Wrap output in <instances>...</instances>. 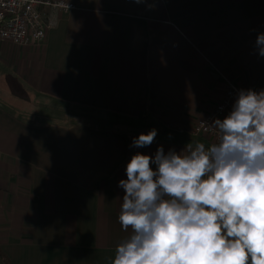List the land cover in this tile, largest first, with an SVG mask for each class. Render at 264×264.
<instances>
[{"label": "crops", "instance_id": "0c3cea01", "mask_svg": "<svg viewBox=\"0 0 264 264\" xmlns=\"http://www.w3.org/2000/svg\"><path fill=\"white\" fill-rule=\"evenodd\" d=\"M69 1L78 9L58 11L43 44L0 41V245L12 264H111L128 234L118 185L132 156L206 142L191 131L222 100L214 67L264 86V0ZM25 103L51 104L52 117L62 105L63 120ZM153 128L150 146H130Z\"/></svg>", "mask_w": 264, "mask_h": 264}, {"label": "clouds", "instance_id": "9594fccd", "mask_svg": "<svg viewBox=\"0 0 264 264\" xmlns=\"http://www.w3.org/2000/svg\"><path fill=\"white\" fill-rule=\"evenodd\" d=\"M256 48L264 56V32ZM209 127L211 145L132 156L118 185L128 234L111 264H264V89H240ZM156 136L155 128L142 132L130 146Z\"/></svg>", "mask_w": 264, "mask_h": 264}, {"label": "built area", "instance_id": "2783aa9c", "mask_svg": "<svg viewBox=\"0 0 264 264\" xmlns=\"http://www.w3.org/2000/svg\"><path fill=\"white\" fill-rule=\"evenodd\" d=\"M78 7L75 2L69 0H0V41H11L17 45L43 44L48 29L57 23L56 13L70 12L77 10ZM47 9H50V13L46 12ZM214 68L226 84L222 100L208 116L198 119L191 131L195 138H205L206 142H200L205 145H211L216 139V134L210 129L209 124L215 118L223 119L227 116L238 91L244 89ZM251 89L259 91L264 89V86Z\"/></svg>", "mask_w": 264, "mask_h": 264}, {"label": "rangeland", "instance_id": "374dc122", "mask_svg": "<svg viewBox=\"0 0 264 264\" xmlns=\"http://www.w3.org/2000/svg\"><path fill=\"white\" fill-rule=\"evenodd\" d=\"M39 104L40 103H25L23 104L24 111L28 114V112H30L29 111L30 108L37 107L39 110L42 109V111H37V114L43 113L39 115V119H42V118L55 119L54 122H59L63 120L61 112H62V108L65 109L64 106L57 105V107L55 108V117H52L49 115V112L52 110L51 104H48L46 108L44 106H40ZM18 105L20 107L22 104H18ZM13 106H15V104H13ZM44 109H46V111H44Z\"/></svg>", "mask_w": 264, "mask_h": 264}, {"label": "trees", "instance_id": "16d2710c", "mask_svg": "<svg viewBox=\"0 0 264 264\" xmlns=\"http://www.w3.org/2000/svg\"><path fill=\"white\" fill-rule=\"evenodd\" d=\"M0 264H12L8 256L1 249V245H0Z\"/></svg>", "mask_w": 264, "mask_h": 264}]
</instances>
